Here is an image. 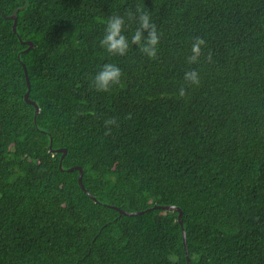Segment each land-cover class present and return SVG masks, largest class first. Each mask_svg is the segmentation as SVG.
Here are the masks:
<instances>
[{
  "label": "trees",
  "instance_id": "obj_1",
  "mask_svg": "<svg viewBox=\"0 0 264 264\" xmlns=\"http://www.w3.org/2000/svg\"><path fill=\"white\" fill-rule=\"evenodd\" d=\"M138 8L156 56L107 53ZM183 229L192 264H264V0H0V264H189Z\"/></svg>",
  "mask_w": 264,
  "mask_h": 264
},
{
  "label": "clouds",
  "instance_id": "obj_2",
  "mask_svg": "<svg viewBox=\"0 0 264 264\" xmlns=\"http://www.w3.org/2000/svg\"><path fill=\"white\" fill-rule=\"evenodd\" d=\"M138 22L135 29L126 34L125 16L119 14L109 15L104 20L103 36L99 39V44L107 52L123 56L132 45L140 48L141 52L148 57L157 54V45L160 34L155 23L152 21L151 13L147 9L138 8L135 13L129 12L128 19ZM205 44L202 37H196L191 45V55L187 57L189 63H195L200 55L201 46ZM122 69L114 62L106 61L102 63L92 76V86L98 91H107L110 85L121 80ZM184 79L192 84L199 83V73L196 69L185 71ZM180 95L185 94L184 88L179 91ZM108 120L106 123H113Z\"/></svg>",
  "mask_w": 264,
  "mask_h": 264
},
{
  "label": "water",
  "instance_id": "obj_3",
  "mask_svg": "<svg viewBox=\"0 0 264 264\" xmlns=\"http://www.w3.org/2000/svg\"><path fill=\"white\" fill-rule=\"evenodd\" d=\"M11 18L14 19L13 29L16 30V28H17V10H14L13 14L11 15ZM32 46H33V42L32 41H29V47H32ZM24 67H25V72H26V75H27V81H28V86H29V89L25 93V98H26L27 101L32 102V103L35 104V106H36V114H37L39 112V110H40V107H39V105L35 101H33L32 99H29V93H30L31 83H30V78L28 76V70H27L26 65H24ZM66 152H67V149L65 148L64 149V153L62 155V158L65 156ZM74 168H78L79 169V171H80V174H79V183H80L81 186L84 187V185L82 183V181H83V173H84L83 172V167L82 166H74V167H71L69 169L72 170ZM154 207H164V208H169V209L170 208H174V209L178 210V212H179V220H180V222H181L182 225L184 224L183 219H182L183 210H182L181 207H179L177 205H164V206L155 205ZM150 209L151 208H148V209H145V210H140V211H132V212L131 211L129 212V211L120 209V212L121 213H127V214H133L134 215V214L144 213V212H146V211H148ZM183 237H184V243H185V248H186V252H187L188 263L189 264H192L191 263V259L189 257L188 244H187V236H186V229H183Z\"/></svg>",
  "mask_w": 264,
  "mask_h": 264
}]
</instances>
